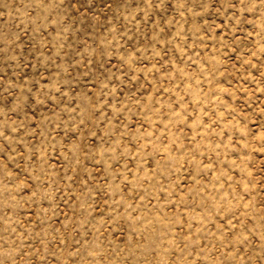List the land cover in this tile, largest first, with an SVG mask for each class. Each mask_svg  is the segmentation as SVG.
<instances>
[{"label": "rangeland", "instance_id": "obj_1", "mask_svg": "<svg viewBox=\"0 0 264 264\" xmlns=\"http://www.w3.org/2000/svg\"><path fill=\"white\" fill-rule=\"evenodd\" d=\"M0 264H264V0H0Z\"/></svg>", "mask_w": 264, "mask_h": 264}]
</instances>
